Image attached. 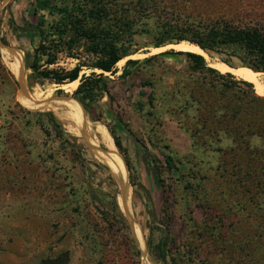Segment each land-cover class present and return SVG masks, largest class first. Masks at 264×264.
I'll return each mask as SVG.
<instances>
[{"label": "rangeland", "instance_id": "rangeland-1", "mask_svg": "<svg viewBox=\"0 0 264 264\" xmlns=\"http://www.w3.org/2000/svg\"><path fill=\"white\" fill-rule=\"evenodd\" d=\"M179 1L193 12L264 25V0ZM26 2L11 0L0 10V37L15 47L14 54L0 48V264H264V138L251 135L236 144L216 131L218 125L204 122L197 100L218 97L216 90L209 96L197 91L205 72L184 55L161 54L178 51L173 47L155 51L151 35L140 33L134 35L136 51L124 58L140 63L125 79L111 76V103L98 98L84 115L78 103L47 100L71 96L73 84L57 93L54 84L27 83V98L17 73L34 45L8 27L11 15L18 23L32 19ZM204 58L212 67L224 56ZM125 61L117 63V74ZM230 63L243 67L235 58ZM258 78L264 84V73ZM141 81L152 82V89ZM252 89L264 97L256 85ZM48 111L60 131L40 115ZM97 125L107 129L108 141L93 133ZM110 145L118 158L107 160ZM160 242L166 261L155 251Z\"/></svg>", "mask_w": 264, "mask_h": 264}, {"label": "trees", "instance_id": "trees-1", "mask_svg": "<svg viewBox=\"0 0 264 264\" xmlns=\"http://www.w3.org/2000/svg\"><path fill=\"white\" fill-rule=\"evenodd\" d=\"M25 11L32 19L24 17L18 23L11 15L8 27L17 39L34 45L23 55L28 85L54 84L58 87L57 93H63L60 86L78 80L71 96L82 105L85 113L90 114L91 104L98 98L107 97L110 103L114 100L112 77L125 79L132 75L130 69L140 60L126 59L119 74L117 63L136 51L134 35L140 33L151 35L154 48L188 42L210 56L213 53L224 56L222 62L228 66L234 67L230 59L235 58L242 68L264 73L263 24L241 25L222 14L211 16L203 10L193 12L179 0H174L173 5L165 0H27ZM0 38L9 45L4 36ZM161 54L184 55L193 69L205 72L206 76L197 82L200 88L197 91L202 96H209L214 90L218 94L217 98L197 100L203 105L200 115L205 117V123L208 121L206 124L218 125L216 131L231 135L236 144L245 143V138L251 135L264 138V97L254 93V83L237 79L231 72H218L215 67L208 66L204 55L199 53L170 49ZM62 59L72 60L73 65H61ZM140 83L141 87H153L150 81ZM147 95L152 104V92ZM63 100L78 103L74 99ZM194 105L189 102V107ZM141 107L140 104L139 109ZM40 115L60 131L53 112ZM115 116L120 120L116 112ZM38 123L43 122L39 120ZM110 132L115 145L121 148L118 137L113 130ZM146 161L153 167L148 154ZM125 164L129 168L127 160ZM165 164L169 169L173 167L170 156L165 157ZM155 179L162 182L157 172ZM154 247L157 257L166 261L163 244L160 242Z\"/></svg>", "mask_w": 264, "mask_h": 264}, {"label": "bare ground", "instance_id": "bare-ground-1", "mask_svg": "<svg viewBox=\"0 0 264 264\" xmlns=\"http://www.w3.org/2000/svg\"><path fill=\"white\" fill-rule=\"evenodd\" d=\"M168 47H173V48H175L177 50H182V51H191V52L199 53V54H202L205 57H207V54L202 49H200L198 46L190 44L188 42H181L179 44H171V45L164 46V47H158V48H154V50L159 52V51L164 50L165 48H168ZM125 60L126 59H123L120 63L124 62ZM212 65L216 69H219L221 72H231L235 76H237L238 78H241V79H244V80H247V81H250V82L254 83L258 87L260 93L264 94V84L259 80L258 74L255 73L254 71L248 70V69H244V68H234V67L228 66L227 64H225L223 62H217V63L212 64ZM68 84H73V86L75 85V88H76V86L78 84V80H76L74 82H71V83H68ZM97 126H100V128L103 131L100 128L96 127V129H95V131L93 133L98 134L100 136V138L103 139L104 141H108V139H110V135H109L107 129L104 126H102V125H97ZM85 128H88V131L91 130L89 126L85 127ZM106 136L108 137V139H107ZM111 145L114 146L113 143ZM111 145H110V147H111ZM111 153L109 155H107V158H106L107 160H109L111 156L112 157L115 156L116 158H118V154H117V150L116 149L111 147ZM118 162H119V160H118ZM115 163H116V161H115ZM124 206L126 207L125 204H124Z\"/></svg>", "mask_w": 264, "mask_h": 264}, {"label": "water", "instance_id": "water-1", "mask_svg": "<svg viewBox=\"0 0 264 264\" xmlns=\"http://www.w3.org/2000/svg\"><path fill=\"white\" fill-rule=\"evenodd\" d=\"M11 0H2L1 3H0V10L5 6L7 5ZM0 48H7L10 52H12L13 54L15 53V47L13 46H10L8 44H6L5 42H3L0 38ZM25 67H24V62L22 61L21 63V67L17 73V81H18V84H19V88H20V92L22 94V96H25L27 98H30L31 95L29 94L28 90H27V81H26V75H25ZM51 99H74L76 100L73 96H70V95H59V96H55L54 98H49L47 100H51ZM46 101V100H45ZM77 101V100H76ZM78 102V101H77ZM79 103V102H78ZM80 104V103H79ZM81 105V104H80ZM82 107V105H81ZM82 110H83V113L85 115V111L82 107ZM83 134V133H82ZM84 138V137H83ZM85 140V138H84ZM86 142V140H85ZM92 149H95L97 151H107L105 148L101 147V146H91ZM122 202H123V206L124 204H126L127 202V196H126V192H125V189L123 188L122 189ZM124 209L126 212H128L126 210V207L124 206ZM131 218V217H130Z\"/></svg>", "mask_w": 264, "mask_h": 264}, {"label": "crops", "instance_id": "crops-1", "mask_svg": "<svg viewBox=\"0 0 264 264\" xmlns=\"http://www.w3.org/2000/svg\"><path fill=\"white\" fill-rule=\"evenodd\" d=\"M258 93H259V92H258ZM53 115H54V117H55V119H56V117H57L56 114L53 113ZM42 117H44V116H42Z\"/></svg>", "mask_w": 264, "mask_h": 264}]
</instances>
